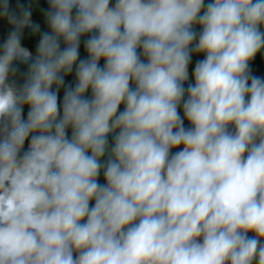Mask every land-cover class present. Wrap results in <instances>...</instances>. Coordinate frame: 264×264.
I'll return each mask as SVG.
<instances>
[{"label":"clouds","instance_id":"1","mask_svg":"<svg viewBox=\"0 0 264 264\" xmlns=\"http://www.w3.org/2000/svg\"><path fill=\"white\" fill-rule=\"evenodd\" d=\"M47 3L0 0V264H264V0Z\"/></svg>","mask_w":264,"mask_h":264},{"label":"trees","instance_id":"2","mask_svg":"<svg viewBox=\"0 0 264 264\" xmlns=\"http://www.w3.org/2000/svg\"><path fill=\"white\" fill-rule=\"evenodd\" d=\"M19 3L24 4L26 6H29L33 9L30 19L33 22L38 23L40 25V31H49L45 17L43 15V12L48 8L47 0H19ZM16 4H17V0H9V8L10 9H16ZM111 4H112V0H110V6H111ZM16 10H18V9H16ZM73 11H75V9H73ZM11 28H12V25L8 23L6 17H0V42H2V40L6 37L7 33L11 30ZM199 29H200V26L198 24L193 25V31L194 32L198 33ZM29 32H30V30L26 27L24 29V33L27 34ZM92 34H94V33H84L80 37V44L78 47V59L84 58L87 56V52L84 49V40L89 35H92ZM38 39H39L38 33L34 36L33 35H25V36H22V38H21V44H22V46L27 47L30 52L35 54V45L38 42ZM60 46L63 47V41L60 42ZM137 53L140 54L139 48H137ZM141 59H146V58L141 55ZM200 59H203V53L190 52V60H189V64H188V73H189L188 79L185 80L184 82H182L183 87L185 88V96L187 95L186 89H187L188 84L193 83L192 68L194 67L196 61H198ZM14 63L16 65L17 72L10 79L14 80L16 85L19 86L23 81V75L22 74L27 70V64L22 63V62H14ZM98 63L100 65H102L103 59L98 61ZM248 68H249V71L252 75H256V76H259L261 78H264V55H262L260 52H258L253 57V59L249 62ZM74 69H75V65L73 66L72 72L64 75V83L66 85L70 86L71 84H73L75 82ZM131 84H132V82L130 80V86H131ZM63 90H64L63 85L59 89H57L58 109H59V104H60V101H61V98L63 95ZM85 96H90V90L85 92ZM122 108H123V104L119 105L117 110L119 111ZM27 111H28V106L24 105L22 107V110H21V119L22 120L26 119ZM177 112L182 117L183 125L185 127H190V124L187 121V119L183 117L182 103L177 105ZM228 127H229V130H233L232 125H229ZM66 133L68 135H70L71 129L70 128L66 129ZM108 142H109V145H111L112 134L108 135ZM27 144H28V138L26 137L24 145H22V147H21V152H23L27 148ZM179 147H182V145L177 146V148H175V149H170V152L177 150ZM97 180L99 183L104 182L102 172H101V174H99L97 176ZM89 203L91 205L92 201H90ZM246 235L251 236L252 232H248Z\"/></svg>","mask_w":264,"mask_h":264},{"label":"water","instance_id":"3","mask_svg":"<svg viewBox=\"0 0 264 264\" xmlns=\"http://www.w3.org/2000/svg\"><path fill=\"white\" fill-rule=\"evenodd\" d=\"M197 239H199V237ZM74 255H75V253H74Z\"/></svg>","mask_w":264,"mask_h":264},{"label":"flooded vegetation","instance_id":"4","mask_svg":"<svg viewBox=\"0 0 264 264\" xmlns=\"http://www.w3.org/2000/svg\"><path fill=\"white\" fill-rule=\"evenodd\" d=\"M254 233H252V235H253Z\"/></svg>","mask_w":264,"mask_h":264}]
</instances>
